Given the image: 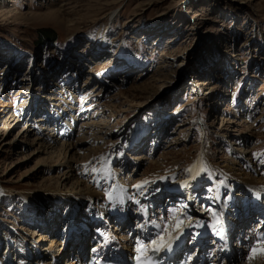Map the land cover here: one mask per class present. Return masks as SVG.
<instances>
[{
	"label": "rangeland",
	"instance_id": "1",
	"mask_svg": "<svg viewBox=\"0 0 264 264\" xmlns=\"http://www.w3.org/2000/svg\"><path fill=\"white\" fill-rule=\"evenodd\" d=\"M214 1L0 0V105L14 108L18 114L22 113L20 105H25L26 108L36 103L43 105L42 107L47 105L43 103L44 99L34 95H39L35 90L45 87L44 80L36 77L48 68L63 69V72L75 69L84 75L92 76L86 83H93V76L99 78L100 75H93L91 72L95 71V64L91 60L88 62V53L94 52L97 53V58L103 57L107 44L110 45L112 41V44L119 45L121 62L115 69H109L110 73L105 77L99 79L106 84L100 98L111 102L116 109L115 114L127 119L111 120L110 124L103 126L114 130L120 127L118 124L126 122L123 125L126 137L119 143L104 140L98 144L102 147L95 152L91 151L89 156H103L114 160L112 162H116L115 164L121 162L118 168L122 169L119 173L125 175L127 171H131L129 168H133V172L127 173L125 178H133L131 176L136 171L137 181H155L151 183L155 189L160 188V182L163 181L170 190L176 184L178 174L185 171L186 175H189L186 169L192 168V163L201 153L209 154L213 162L232 161L239 163L236 166H240L235 150L242 148L241 150H252L246 158L253 159L254 169L257 173L263 171L264 177V164L260 162L264 159V0H224L218 3ZM105 26L110 27L108 35L101 36L100 32ZM150 29L154 30L152 34L148 33ZM161 33H165L163 37H160ZM152 38L155 40L154 45ZM212 43H216L215 48L208 52L207 48H204V58L209 63L214 60L215 64L212 63L213 67L205 70L203 75L197 70L199 64H196L195 55L199 49ZM68 57L67 63L65 58ZM216 58H219V64ZM222 69L227 72L228 80L218 88L225 96L214 100L216 105L211 107L207 105L209 97L203 95L206 91L195 83L212 76L214 70ZM162 73L170 78L171 86L156 83L153 90L146 86L153 78L162 77ZM71 79L68 80L72 81ZM52 81L51 85L57 83ZM17 82H22L21 90L16 86ZM191 86H195L194 92L187 94L183 89ZM18 91V95L14 94ZM192 93L194 99H198L196 103H190ZM27 94L29 98L24 104L22 100L19 105L18 101L27 97ZM174 94L178 96L177 101L173 100ZM239 96L242 97L240 101ZM142 99H151L153 102L147 107H141L142 103L137 100ZM178 106L182 107L181 110L176 108ZM237 108L248 111V117L252 115L259 119L252 118L250 123L243 122L247 118L235 119ZM161 112L166 114L165 119L170 129L164 137L150 138V131L153 130L151 128ZM88 117L91 115L84 118ZM229 120L234 123H228ZM26 121L28 124H34L29 118L20 121L10 131L7 137L9 141L22 131ZM177 123H180L181 127ZM247 124L253 127L246 129ZM142 127L147 128L148 132L142 137L143 142L133 147L130 142ZM75 129L76 126L72 130V140L80 137ZM244 139L247 140L246 143ZM229 141L236 145H229ZM21 142L22 146L16 145L19 150H0V227L5 229L2 226H6L7 229L0 236H3V241L6 240L5 237H10L7 233H15L13 223L19 220L16 216H22L23 213L18 215L23 202L18 195L19 191L31 195L35 191L56 190L57 185H61L56 183L57 178L53 175L36 170L40 167L39 164L37 166L38 160L36 157H27L30 151L25 147L26 139L23 138ZM79 147L86 154L92 145L88 140L87 144H80ZM135 154L136 165L130 161ZM129 164L133 167H128L127 170ZM93 166L100 167L98 159H86L78 166V171L85 174L89 185H101L103 176L92 173L90 169ZM245 171L251 173L248 168ZM205 172L204 170L197 185L196 191H199L194 193L199 197L207 196L212 190L211 184H203ZM257 173L252 172L254 176ZM162 176L166 179L160 180ZM166 193L169 191L161 194L162 196H155L154 203H165L166 198L177 202L175 195L166 197ZM178 200L181 206L188 207L183 198ZM203 205L207 206L205 200L199 208H203ZM207 208L212 207L208 205ZM22 218V223L28 220L27 216ZM75 219L74 216L73 224ZM23 224L27 225V222ZM29 243L32 241L29 240ZM46 245L47 243H44L39 247L41 249ZM62 261L63 259L60 264H63Z\"/></svg>",
	"mask_w": 264,
	"mask_h": 264
},
{
	"label": "bare ground",
	"instance_id": "2",
	"mask_svg": "<svg viewBox=\"0 0 264 264\" xmlns=\"http://www.w3.org/2000/svg\"><path fill=\"white\" fill-rule=\"evenodd\" d=\"M222 1L224 0H215L214 3ZM109 28L110 27L105 26L100 32L101 36L108 35ZM139 29L136 31L138 32ZM153 32V29L148 31V33L151 34ZM164 34L165 33H161L160 37H163ZM154 41L153 39L152 45L155 44ZM110 42L111 44H107L103 52L106 57L100 56L97 58V53H88V57H90L88 62L91 60V62L95 64V71L91 72L93 75H100L99 78L93 76L92 79L95 80L93 83H86L88 79L91 80L92 76L84 75L75 69L73 71L63 72V69L48 68L44 73L36 77L37 79L41 78L44 80L45 87H40L35 90V92H39V95L38 93L34 95L36 98L39 97L40 99H44L45 102L43 103L47 105L42 107L43 105L39 106V104L36 103V105L28 108H26L25 105H20L22 100L24 104L26 99L29 98L27 94V97L22 98L20 102L18 101L22 113L27 109L24 113V118L22 117V113L18 114L16 109L11 107L6 108V106L2 104L0 105V150H5L7 148H18L17 150H19L17 146H22L21 141L25 138V147L27 146L30 151L27 157H36L38 160L37 166L39 164L40 167L36 170L38 172L45 171L47 175L50 176L53 175L57 178L56 183H61V185H57L56 190L45 189L42 191H35L31 195L24 194V191H19L18 195L23 202L22 210H19L18 215L23 212L22 216H27L28 220L23 221V223L27 222V225L22 223L20 219L22 218L21 215V217L16 216L19 217V220L13 223L15 233L13 232V235L7 233L11 238L5 237V241L2 240L3 236L0 237V250L3 248L5 249L4 251H8V253H14L16 251L15 249H11L8 245L3 244L8 240H13L15 246L19 245L18 247L21 248L19 250L20 253L27 254L28 252L31 253L34 251L28 264H57L60 258L63 259V264H76L73 259L82 258L85 251L90 246L89 243H87L90 237H85L84 233L86 230L85 228H81V226L83 224L86 226L93 224L92 232L96 235L99 234L101 239L98 241L96 238H91L92 254L102 255L104 252H109L110 254L120 253L121 256L128 257L129 259H136L138 255L136 252L137 241L147 240L150 234H154L158 231L151 226L150 222L155 220L163 226L164 219L171 214L170 209L173 208L164 209L162 207V201H158V205L156 203H151L154 202L153 200H156L154 199L155 196L157 197L169 191V193H166L168 194L166 197L175 195L178 199L183 198L185 202L187 201L188 203L187 210L185 211V224L188 223L187 216H191L193 220H200L204 223L212 222L213 217L208 212L202 211L207 208L206 205H203L204 207L200 211V209L196 208L198 205L197 203L200 205V202L202 204V201L206 200L209 206L212 208L215 207L216 213L219 212L217 218L222 217L226 221V241L213 235L211 229L207 227L199 229L186 228V232H199L201 234L197 236L194 241L189 242V244L183 247L182 251L186 253L182 258H175L171 256L170 252H167L160 254L161 260H164V262L169 261L173 264H196V259L206 258V264H264V256L262 255L256 256V258L251 261L248 259L253 242L257 239L258 235L264 233V225L261 226L262 222H264V177L262 176L263 171L257 173L256 169H254L255 163H253V159L248 160L246 158L252 153V150H241L242 148L235 150V154L241 163L240 166H236L239 165V163L235 164L232 161L213 162L209 154L205 152L201 153L192 163L193 171L189 173L188 176L185 171L180 173V175L178 174L175 181L176 184L172 186L170 190L167 189L163 181H161L160 188L155 189L154 184L147 185V192L144 196L139 195L137 189L131 187L132 184L136 185L142 181L136 180V171H134L135 173L131 176L133 178H125L127 173L131 174L133 172V168H129L131 171H127L128 167H133V165L130 166L131 164L127 166V170H125L127 173L124 175L119 173L122 168H118L122 163L115 164L116 162H112L114 160L108 159L110 160L109 167L111 175L107 178L102 177L101 185H89V181L85 174L78 171V166L85 162L86 159L92 161L100 158L89 156L91 151L95 152L102 147L98 146L99 143L104 142L106 139L109 141L112 140L113 143H119L125 140L126 137L125 133H123L125 129L123 125H125L126 122L118 124L120 127L114 130L103 126L106 123L110 124L111 120L127 119V117L116 115L114 112L116 111L114 105L108 102V100L105 102L100 98V94H102L106 84L99 79L105 77L110 73V70L115 69L114 67L118 66L121 62L119 61V55L121 53L118 47L119 45H114L112 41ZM215 46L216 43H212L208 47L204 46L199 49L198 53L195 55L197 56L196 64H199L197 70L199 69L203 75L205 70L211 69L213 64H215L214 60H211L210 64L208 60L204 58L205 49L207 48L206 50L208 52L215 48ZM212 54L214 55V53ZM163 56L165 57L164 53ZM68 61L69 57L67 59L65 58V62L68 63ZM216 61L218 62L217 64H219V58H216ZM99 68L101 70H99ZM213 73L212 76H208L204 80H197V83H195L198 84V87L206 91L203 95L209 97L207 105L209 104L208 106L211 107H215L217 98H224L225 94L222 95V91H220L218 87H222L228 78L226 77L227 72L223 69L220 71L214 70ZM161 75L164 79H162V77L153 78V81H150L151 83L149 82V85L146 86L151 90L156 88L154 85L156 83L164 84L167 87L171 86L169 83L170 78L167 77L165 73ZM63 76H65V78H63ZM223 76L225 78H223ZM69 78H73L71 79L72 81H69ZM51 81H56L57 83L51 85ZM16 86L21 90L22 82H17ZM206 87L207 89H205ZM194 89L195 86H191V88H184L183 90L187 94H190L191 91L194 92ZM184 91L182 92L185 93ZM17 93L19 94V91L14 94ZM174 95L173 100L177 101L178 96L177 94ZM241 96L238 97L239 101L244 95ZM190 97H192L190 103L197 102L198 99H194L193 93ZM137 101L142 103L140 105L141 107H147L153 102L151 99ZM79 105L84 106L83 109H77ZM180 107L181 106H178L176 108L181 110L182 107ZM234 114H237L235 119L241 117L244 119L247 118V120L243 121L245 123H250L252 118L256 117L252 115L248 117L250 115H248V111L240 110L239 108L236 109ZM90 115L91 117H88L90 119L84 118ZM165 115L166 114L161 112V114L156 117L153 127L151 128L153 130H151L149 134L150 136L152 134L150 138L155 139V137H157V139H159V137H164L169 131L170 128L166 121L167 119H165ZM56 117H58V123H56ZM27 118H29V121L32 120L34 124H28V121H26L22 131L9 141L7 137L10 131L13 130L20 121L26 120ZM134 118H136L135 114ZM219 118L225 120V118ZM85 119L91 121H84ZM98 119L100 120L99 122L97 121ZM228 123H234V121L229 120ZM177 125L181 127L180 123H177ZM59 126L61 129L66 130V134L60 136L55 133V128ZM75 126L80 137L77 140H72L74 136L72 130H74ZM252 127V125H246V129ZM142 128L143 129L138 132V135L136 133L137 136H133L130 142V145L133 147L139 146L140 142H143L142 137L148 132L146 130L147 128ZM166 138L167 137L164 138V141H166ZM88 140L91 142L92 148L88 149V153L85 154L81 151L79 145L87 144ZM244 140L246 143L247 140ZM228 143L232 146L236 145V143L232 141ZM128 149H130V146ZM135 157H137V154H135L134 157L132 156L130 161L134 162L136 165L137 158ZM18 162L17 164L20 163ZM19 165H23V163ZM201 168L206 171L203 179L201 178L203 184H211L210 187H212V190L209 191L205 197H199L197 193L194 194L199 191H196L197 185H199L200 176L204 173V171H200ZM246 168L251 170V175L245 171ZM196 172H200V175L192 179V176L195 175ZM252 172L257 173V175L254 176ZM54 173L57 175H54ZM34 175L35 173L33 176ZM62 182L65 183L62 184ZM185 182H187L189 186L181 187ZM150 189L152 190L150 191ZM157 189L159 190L157 191ZM106 193H111L113 198L109 200ZM121 199L123 203L120 202ZM167 200L171 201L170 198ZM135 201H139V203ZM170 201L168 203H170ZM179 201L170 203V205L180 208L181 205ZM152 206L155 209V211H153L154 214L151 215L154 219L149 221L150 215L148 212L149 208ZM255 206L258 210L260 209L257 218L255 217L256 219L254 220L257 229L251 228L246 231H241L243 224H247L244 220V217H246V214L244 215L245 211L249 210L250 212L252 207ZM165 210L166 212H164ZM57 211H59V213H57ZM256 212L257 211H255V213ZM230 215L232 216L230 217ZM74 216L76 217L75 224H73L74 221L72 220ZM111 219L113 221H111ZM175 223V220L170 221L172 225ZM132 224L133 226H131ZM260 226L261 229L259 230ZM2 227L5 229L0 227V236L7 230L6 226ZM232 232H237V241H239L238 246L241 250L232 249ZM22 234L24 235L23 237ZM186 236L182 238V242L178 246H174L175 249L180 247ZM27 238H29L32 243H29ZM204 239L212 241L210 243L212 245H209V247H214L213 254H210L211 250H208L206 253L205 248L206 246L208 247V245L204 246L203 243L207 244L208 241H204ZM131 241H133V245H131ZM100 242L103 244L102 249H100ZM44 243H47V245L40 249L39 246L44 245ZM225 244L227 245L226 247ZM28 248H30V250H28ZM68 254L69 256H67ZM190 255L192 256V260H188ZM239 259L242 260L240 261ZM238 261L240 262L238 263ZM0 264H4L1 258ZM5 264L17 263L11 261Z\"/></svg>",
	"mask_w": 264,
	"mask_h": 264
},
{
	"label": "snow or ice",
	"instance_id": "3",
	"mask_svg": "<svg viewBox=\"0 0 264 264\" xmlns=\"http://www.w3.org/2000/svg\"><path fill=\"white\" fill-rule=\"evenodd\" d=\"M260 162L264 164V159H262ZM98 163L100 164V167L97 168L93 166L91 167L90 171L97 175H101L104 178L110 176V160L102 156L98 159ZM204 170L205 169L203 168L200 169L201 172ZM186 171L191 173L193 169L189 168L186 169ZM199 175L200 172H196L195 175L192 176V179H195L196 176ZM159 179L164 180L166 179V177L162 176ZM151 183H155V181L144 180L137 183L136 185H133V187L137 189L139 195L144 196L147 192L146 186ZM188 186L189 184L187 182L181 185V187ZM158 190L159 189H157V191ZM106 196L109 200L113 198L111 193H106ZM120 202L123 203V200L121 199ZM135 202L139 203V201ZM186 208L187 205H182L179 209H170L171 214L169 217L164 219L163 226L160 223H157L155 220H152L150 222L151 226L157 229L158 231H156L154 234H150V237L147 240L137 241L136 252L138 253V255L136 257V264H159V255L161 253L171 252L174 246H178L182 242V238L184 236H189V242H192L197 238V236L201 234L199 232H186V228L199 229L207 227L211 229L213 235L226 241V221L222 217L217 218V213L214 209H205V211L213 217L211 223H204L200 220H193L191 216H187L188 223L185 224ZM172 220L176 221L174 225L170 224V221ZM226 246L227 245L225 244V247ZM257 255H264V233L258 235L255 244L250 248L248 259L251 261L252 259L256 258ZM188 260H192L191 255L188 257Z\"/></svg>",
	"mask_w": 264,
	"mask_h": 264
}]
</instances>
